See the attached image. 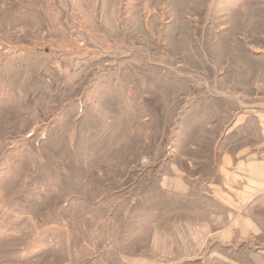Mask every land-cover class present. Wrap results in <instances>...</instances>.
I'll list each match as a JSON object with an SVG mask.
<instances>
[{"label": "rangeland", "instance_id": "obj_1", "mask_svg": "<svg viewBox=\"0 0 264 264\" xmlns=\"http://www.w3.org/2000/svg\"><path fill=\"white\" fill-rule=\"evenodd\" d=\"M224 153L264 154V0H0V264H264L196 225Z\"/></svg>", "mask_w": 264, "mask_h": 264}, {"label": "crops", "instance_id": "obj_2", "mask_svg": "<svg viewBox=\"0 0 264 264\" xmlns=\"http://www.w3.org/2000/svg\"><path fill=\"white\" fill-rule=\"evenodd\" d=\"M222 181H209L198 193L207 195L209 202L220 203L224 212L216 205L210 207L207 222L196 221V225H208V237L224 245L237 239L258 238L264 233V223L250 212L264 198V154L238 156L222 155L219 165ZM261 252V253H260ZM255 255L264 256V249Z\"/></svg>", "mask_w": 264, "mask_h": 264}]
</instances>
